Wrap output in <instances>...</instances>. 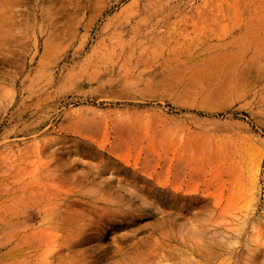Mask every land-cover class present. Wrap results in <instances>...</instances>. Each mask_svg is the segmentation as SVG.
<instances>
[{"label": "rangeland", "instance_id": "1", "mask_svg": "<svg viewBox=\"0 0 264 264\" xmlns=\"http://www.w3.org/2000/svg\"><path fill=\"white\" fill-rule=\"evenodd\" d=\"M0 264H264V0H0Z\"/></svg>", "mask_w": 264, "mask_h": 264}, {"label": "bare ground", "instance_id": "2", "mask_svg": "<svg viewBox=\"0 0 264 264\" xmlns=\"http://www.w3.org/2000/svg\"><path fill=\"white\" fill-rule=\"evenodd\" d=\"M4 10H6V9H4ZM7 11V10H6ZM11 14V13H10ZM15 19V18H14ZM14 21V20H13ZM14 23V22H13ZM7 26H8V24H7ZM13 26V25H12ZM10 29V28H9ZM12 32V31H11Z\"/></svg>", "mask_w": 264, "mask_h": 264}]
</instances>
